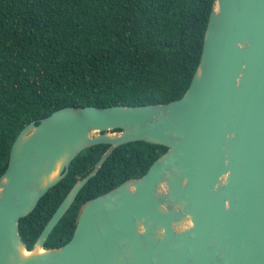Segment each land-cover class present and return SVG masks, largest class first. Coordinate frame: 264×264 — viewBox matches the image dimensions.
<instances>
[{
    "label": "water",
    "instance_id": "water-1",
    "mask_svg": "<svg viewBox=\"0 0 264 264\" xmlns=\"http://www.w3.org/2000/svg\"><path fill=\"white\" fill-rule=\"evenodd\" d=\"M138 140L168 149L82 204L72 238L46 247L113 150ZM99 143L110 146L29 248L20 219ZM0 264H264V0H215L182 97L69 105L27 124L0 176Z\"/></svg>",
    "mask_w": 264,
    "mask_h": 264
},
{
    "label": "trees",
    "instance_id": "trees-1",
    "mask_svg": "<svg viewBox=\"0 0 264 264\" xmlns=\"http://www.w3.org/2000/svg\"><path fill=\"white\" fill-rule=\"evenodd\" d=\"M215 0H0V176L30 122L65 106L159 104L182 97L200 62ZM110 144L82 150L68 174L20 219L32 248L75 182ZM167 146L115 148L54 227L45 246L73 236L82 204L140 177Z\"/></svg>",
    "mask_w": 264,
    "mask_h": 264
},
{
    "label": "clouds",
    "instance_id": "clouds-1",
    "mask_svg": "<svg viewBox=\"0 0 264 264\" xmlns=\"http://www.w3.org/2000/svg\"><path fill=\"white\" fill-rule=\"evenodd\" d=\"M192 220L189 219L188 222H187V225H185V227H192Z\"/></svg>",
    "mask_w": 264,
    "mask_h": 264
}]
</instances>
